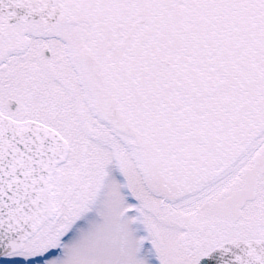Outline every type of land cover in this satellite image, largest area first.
<instances>
[{
  "label": "snow or ice",
  "instance_id": "obj_1",
  "mask_svg": "<svg viewBox=\"0 0 264 264\" xmlns=\"http://www.w3.org/2000/svg\"><path fill=\"white\" fill-rule=\"evenodd\" d=\"M0 264H264V0H0Z\"/></svg>",
  "mask_w": 264,
  "mask_h": 264
}]
</instances>
